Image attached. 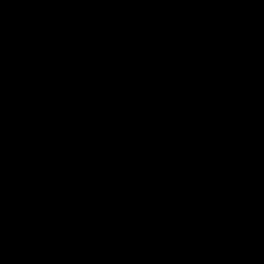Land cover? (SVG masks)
<instances>
[{
	"label": "water",
	"instance_id": "95a60500",
	"mask_svg": "<svg viewBox=\"0 0 264 264\" xmlns=\"http://www.w3.org/2000/svg\"><path fill=\"white\" fill-rule=\"evenodd\" d=\"M0 264H264V0H0Z\"/></svg>",
	"mask_w": 264,
	"mask_h": 264
}]
</instances>
